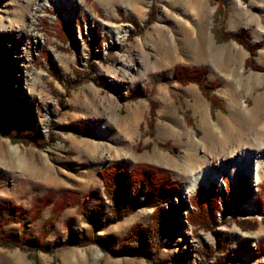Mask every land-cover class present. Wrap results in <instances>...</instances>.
<instances>
[{
    "label": "rangeland",
    "instance_id": "obj_1",
    "mask_svg": "<svg viewBox=\"0 0 264 264\" xmlns=\"http://www.w3.org/2000/svg\"><path fill=\"white\" fill-rule=\"evenodd\" d=\"M38 1L0 0V264H264V180L223 174L185 200L189 169L178 165L187 152L198 170L236 147L246 124L259 132L250 124L264 111V0ZM117 27L129 31L115 38ZM222 34L254 49L252 66ZM178 65L206 70L199 79L218 108L175 81ZM138 164L179 186L161 205L164 238L150 227L156 207L141 205L148 189H130ZM114 166L116 202L128 193L134 206L116 222L101 178ZM228 185L240 207L224 206ZM209 188L220 200L213 231L188 218ZM177 215L189 231L180 239Z\"/></svg>",
    "mask_w": 264,
    "mask_h": 264
},
{
    "label": "trees",
    "instance_id": "obj_2",
    "mask_svg": "<svg viewBox=\"0 0 264 264\" xmlns=\"http://www.w3.org/2000/svg\"><path fill=\"white\" fill-rule=\"evenodd\" d=\"M57 23L61 26V28H64V25L60 21V18H58ZM61 33L63 35V32ZM222 36L226 40H232L237 44L243 46L249 53V57L245 61V66H252V60L254 58V49L246 47L240 35L222 34ZM199 73L203 76L206 74V70L193 69L187 66L178 65L175 68L174 78L175 81L179 84L186 85L192 83L197 85L198 88L202 91L206 100L211 102L212 107L218 108L216 107V102H218V100L211 94V91H213V87H211L210 85L204 86L203 81L200 80L201 78L199 79ZM117 168L118 167L116 166L112 168L110 167L108 168L109 170H106L104 173L101 174L102 183L106 189V195L107 197H109L108 200L110 201L113 209L115 222L122 220L134 209V206L132 204L133 202H131L129 199V197H133V195L129 196L128 193L124 195V198L120 200L119 203L116 202V195L114 196V194H117L121 190V173L118 171ZM137 186L146 187L148 189L145 200L143 204L141 203V205H145L149 208L156 207L152 214L150 227L155 231L160 232L161 237L164 238L166 236L168 224L165 222V218L162 214V204L169 201L172 195H175V193L179 190L178 184L171 181V176L169 172L138 164L135 165L130 172V189H134ZM225 188L230 189V194L229 197L226 198L224 206L228 207L230 201L233 200L234 203L237 202L235 204L236 207H240V205H238L240 202L238 200V189L233 190V188H231V186L229 185L225 186ZM197 193L198 198L196 200L193 199L190 202L195 209V213L191 216H188L189 224L197 225L198 228H203L205 231H213V220L215 219L216 214L220 208V200L218 193L214 188H209L207 190L198 189ZM176 196L178 199L179 194H176ZM132 232L133 231H130L128 235H131ZM262 246H264V243L261 245V247ZM262 253H264V251Z\"/></svg>",
    "mask_w": 264,
    "mask_h": 264
},
{
    "label": "bare ground",
    "instance_id": "obj_3",
    "mask_svg": "<svg viewBox=\"0 0 264 264\" xmlns=\"http://www.w3.org/2000/svg\"><path fill=\"white\" fill-rule=\"evenodd\" d=\"M46 1L47 0H45V2ZM37 4L39 7H44L45 5L41 0L38 1ZM128 31V29L123 30L121 27H117L115 30L113 29V34L115 35V38H120ZM126 65L130 68L133 66L132 63H128ZM203 106L202 101L196 99L193 104V109L200 115V122L207 131L209 123L206 115L203 113ZM262 109L259 108L257 109V112L255 111V118L252 124H250L252 127L254 126L257 128L256 130L259 131L257 134H253L252 129L246 124L245 128H243L240 132L238 131L239 137L236 147L228 150L227 148L222 149L221 147L218 154H215L212 157L204 156L202 161L203 163L200 167H198V170L190 169L192 167V162L188 158L189 156H187V152L185 153L182 160L178 163L179 166H184L187 170L189 169L188 173L190 176L181 189L183 199L186 200L190 193L198 186L210 183L221 185L223 174H226L232 183L236 182L237 177L242 172L250 176L253 185L264 180V113L262 114L264 111ZM185 143V145L188 146L191 143V140L187 138ZM11 155L13 154L11 153ZM182 219V215L175 216L173 227L174 231L178 233L177 236H180L179 239L184 238L189 233L188 228L183 224Z\"/></svg>",
    "mask_w": 264,
    "mask_h": 264
}]
</instances>
